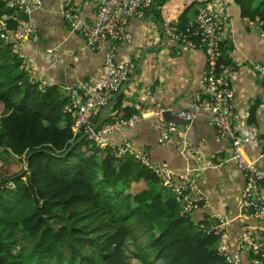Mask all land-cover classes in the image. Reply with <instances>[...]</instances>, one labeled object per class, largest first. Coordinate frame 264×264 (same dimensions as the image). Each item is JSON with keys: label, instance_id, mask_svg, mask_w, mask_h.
<instances>
[{"label": "trees", "instance_id": "obj_1", "mask_svg": "<svg viewBox=\"0 0 264 264\" xmlns=\"http://www.w3.org/2000/svg\"><path fill=\"white\" fill-rule=\"evenodd\" d=\"M234 3L264 32V0ZM11 13L0 3V16ZM177 23L188 26L186 11ZM223 63L230 67L227 56ZM33 79L0 39V159L23 166L15 174L0 167V264H224L216 237L180 217L150 170L108 152L100 159L102 150L81 139L86 128L73 135L66 95L58 86L39 89L35 72ZM120 104L118 97L110 106L115 116L136 112L119 113ZM138 182L145 187L127 191Z\"/></svg>", "mask_w": 264, "mask_h": 264}, {"label": "crops", "instance_id": "obj_2", "mask_svg": "<svg viewBox=\"0 0 264 264\" xmlns=\"http://www.w3.org/2000/svg\"><path fill=\"white\" fill-rule=\"evenodd\" d=\"M74 2L80 21L90 23L95 16L96 0ZM206 3L216 4L218 12L228 20L221 34V45L232 71L233 126L238 130L239 124L245 122L248 129L257 134L258 141L244 144L243 149L258 167H264V79L251 68L252 64L264 67V36H260L257 24L242 17L234 0H155L143 17L132 18L127 24L128 42H105L104 48H113L118 63L130 64L127 81L113 96L121 100L117 111L150 113L159 106L188 108L204 72L205 56L201 50L175 44L165 36L163 27L167 22L177 23L185 11L188 24H192L197 11ZM30 24L36 29L39 42H25L23 50L33 63L39 87L58 86L66 95L65 88L70 85L92 83L101 78L102 53L87 48L78 30H69L61 14L60 0H43L41 8L30 15ZM51 52L58 54L54 63L48 57ZM255 103L254 122L249 124V112ZM110 110L108 106L105 114L111 119ZM153 123L152 118H144L139 124L110 135L108 143L118 145L126 141L135 151L148 153L154 164H166L179 176L189 166L179 150L184 134L194 152L192 158L199 156V165L195 168L204 167L199 182L210 201L209 209L198 212L196 218L208 212L234 217L244 180L235 161L230 160L229 141L219 139L206 117L201 116L187 128H181L174 144L161 145ZM101 150L100 159L110 153L109 146Z\"/></svg>", "mask_w": 264, "mask_h": 264}, {"label": "built area", "instance_id": "obj_3", "mask_svg": "<svg viewBox=\"0 0 264 264\" xmlns=\"http://www.w3.org/2000/svg\"><path fill=\"white\" fill-rule=\"evenodd\" d=\"M95 16L90 23L81 22L74 0H60L63 19L71 32L79 31L85 45L92 51L103 55V74L94 82H78L65 88L67 102L63 111L72 121L71 130L77 135L83 128L90 129L92 121L102 115L103 110L122 85L130 72L129 63H118L114 58L113 48H104L105 42H128L130 36L127 24L132 18H141L150 9L155 0H96ZM4 10L11 14L0 16V39L10 45L20 68L29 81L34 83V66L25 55V42H39L36 29L29 23L22 22L18 16L31 15L39 10L43 0H0ZM213 3L204 4L196 13L192 24L181 30L178 23L167 22L163 29L165 36L178 46L189 50H201L205 56V68L186 110L174 106H159L150 113L137 112L129 117H115L91 132L87 139L90 144L104 149L109 146L110 153L118 161L132 158L140 167L148 169L156 176L158 183L168 189L175 197L181 217H190L205 235L216 237V252L224 264H264V167H258L244 153V144L257 142V134L251 132L245 122L238 130L233 126L234 94L231 87L230 67L223 63L224 54L221 34L227 25V16L218 12ZM10 22L16 23L12 28ZM250 23V22H249ZM260 36L264 32L260 29ZM50 62L58 59L56 52L48 55ZM258 77L264 79V67L252 64ZM33 80V81H32ZM36 82V81H35ZM50 87V86H49ZM43 88H40L43 90ZM168 113L183 122L182 129L190 126L196 119L205 116L221 140L229 141L230 160L235 161L244 183L239 193L238 211L232 218L217 212H208L196 218V214L209 209V199L200 187V173L204 167L199 165V156L192 158L185 135L181 136L180 154L189 162L181 175H176L166 164L156 165L146 152L135 151L126 141L118 145H109L108 137L116 132L133 127L142 119L150 117L158 133V143L174 144L180 136L181 128L166 123L163 114Z\"/></svg>", "mask_w": 264, "mask_h": 264}, {"label": "water", "instance_id": "obj_4", "mask_svg": "<svg viewBox=\"0 0 264 264\" xmlns=\"http://www.w3.org/2000/svg\"><path fill=\"white\" fill-rule=\"evenodd\" d=\"M19 19H21L22 21L29 23L30 22V16L27 14H21L18 16ZM63 74L61 73L59 75L60 80H62ZM116 100V97H113L112 101L109 103V106H111ZM106 109V108H105ZM104 109V111H105ZM103 111V113H104ZM163 119L166 123H171L179 128L182 127V121L178 118H176L175 116H171L168 113H164L163 114ZM106 122L105 118H102L101 120H99L98 122H96L90 129H88L82 136L81 139L86 138L91 132H94L95 130H97L101 125H103ZM75 143H73L65 152L64 155H66L68 152H70L73 147H74Z\"/></svg>", "mask_w": 264, "mask_h": 264}, {"label": "rangeland", "instance_id": "obj_5", "mask_svg": "<svg viewBox=\"0 0 264 264\" xmlns=\"http://www.w3.org/2000/svg\"><path fill=\"white\" fill-rule=\"evenodd\" d=\"M33 82L35 83V81H33ZM38 88L39 89L41 88V87H39V83H38ZM6 164H7V162L2 161L0 159V167L1 168H7V170H9V173H13V174L18 173L22 169V167H23L22 164H18V163H15V162H12L9 166H6ZM131 186L129 188H127V191H130V192L137 191V192H139L141 189H143L145 187V183L144 182L133 183V185H131ZM8 187H9V185H8ZM158 187L161 188L160 185H158ZM146 189H148V186L146 187ZM165 190L167 192L169 191L167 189H165ZM52 225L54 227H57L58 226L57 223H52Z\"/></svg>", "mask_w": 264, "mask_h": 264}, {"label": "clouds", "instance_id": "obj_6", "mask_svg": "<svg viewBox=\"0 0 264 264\" xmlns=\"http://www.w3.org/2000/svg\"><path fill=\"white\" fill-rule=\"evenodd\" d=\"M29 16H30V15H29ZM18 18H19V17H18ZM20 20H21V19H20ZM21 21H22V20H21ZM22 22H24V21H22ZM248 22L253 23V24H257V26H258V21H255V22L248 21ZM24 23H26V22H24ZM29 23H30V22H29ZM29 23H26V24H29ZM260 24L262 25L261 22H260ZM258 28H259V26H258ZM260 29H261V26H260ZM261 31H262V29H261ZM259 33H260V30H259ZM262 37H263V36H262ZM25 55H26V54H25ZM27 57H28V56H27ZM112 99H113V97H112ZM112 99L110 100V102L112 101ZM110 102H109V103H110ZM108 106H109V104L106 106V108H107ZM105 110H106V109H105ZM103 111H104V110H103ZM135 113H137V112H135ZM133 114H134V113H133ZM112 115H114V114H112ZM100 116H101V119H102V118H105V119H106V122H107V117H109V116L105 114V111H104V113L102 112V115H100ZM114 116H115V115H114ZM115 117H117V116H115ZM101 119H100V120H101ZM110 120H111V119H110ZM98 121H99V120H98ZM98 121H97V122H98ZM182 123H183V122H182ZM182 125H183V124H182ZM92 126H93V124H92ZM92 126H91V127H92ZM91 127H90V128H91ZM87 130H88V129H87ZM110 154H111V153H110ZM111 156H112V155H111ZM131 159H132V158H131ZM132 160H133V159H132ZM123 161H124V160H123ZM151 173H152V172H151ZM157 181H158V180H157ZM165 189H166V188H165ZM167 190H168V189H167ZM174 198H175V197H174ZM175 201H176V200H175ZM178 206H179V205H178ZM179 212H180V209H179ZM180 217H181V216H180Z\"/></svg>", "mask_w": 264, "mask_h": 264}]
</instances>
